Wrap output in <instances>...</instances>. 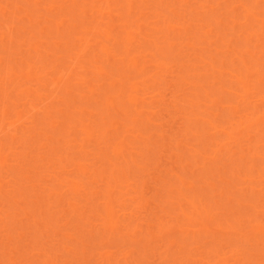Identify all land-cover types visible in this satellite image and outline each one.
Returning <instances> with one entry per match:
<instances>
[{"label": "bare ground", "instance_id": "1", "mask_svg": "<svg viewBox=\"0 0 264 264\" xmlns=\"http://www.w3.org/2000/svg\"><path fill=\"white\" fill-rule=\"evenodd\" d=\"M0 264H264V0H0Z\"/></svg>", "mask_w": 264, "mask_h": 264}]
</instances>
